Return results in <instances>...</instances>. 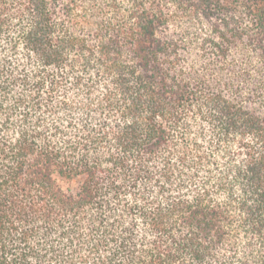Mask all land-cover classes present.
Here are the masks:
<instances>
[{
  "label": "trees",
  "instance_id": "16d2710c",
  "mask_svg": "<svg viewBox=\"0 0 264 264\" xmlns=\"http://www.w3.org/2000/svg\"><path fill=\"white\" fill-rule=\"evenodd\" d=\"M0 264H264V0H0Z\"/></svg>",
  "mask_w": 264,
  "mask_h": 264
}]
</instances>
